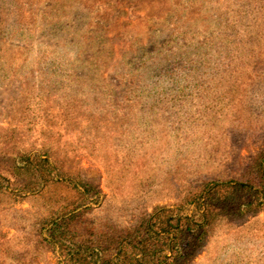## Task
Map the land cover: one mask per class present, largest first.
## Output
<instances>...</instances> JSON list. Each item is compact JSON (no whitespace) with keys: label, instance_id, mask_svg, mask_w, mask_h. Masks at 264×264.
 Instances as JSON below:
<instances>
[{"label":"rangeland","instance_id":"1","mask_svg":"<svg viewBox=\"0 0 264 264\" xmlns=\"http://www.w3.org/2000/svg\"><path fill=\"white\" fill-rule=\"evenodd\" d=\"M84 1L45 0L31 8L35 14L29 19L27 2H4L23 22L5 16L0 26V174L11 177L10 167L24 152L46 145L74 174L97 176L106 212L127 224L142 208L171 206L187 179L182 175L187 146L172 145L156 112L169 108L172 98L147 96L130 103L128 74L140 69L159 34L164 43L183 32L193 54L220 14L212 0H93L102 5L98 13L106 15L100 20L97 12L85 10ZM193 10L201 14L194 17ZM132 80L136 87L140 77ZM164 84L158 85L159 93ZM147 104L153 108L145 109ZM258 125L242 136L229 175L236 176L264 145ZM29 210L27 202L0 210V264H58L52 253L32 261L19 221ZM194 264H264V213L223 232Z\"/></svg>","mask_w":264,"mask_h":264},{"label":"trees","instance_id":"2","mask_svg":"<svg viewBox=\"0 0 264 264\" xmlns=\"http://www.w3.org/2000/svg\"><path fill=\"white\" fill-rule=\"evenodd\" d=\"M44 1L23 0L30 6L26 17L34 18L31 8ZM4 2L0 26L7 16L19 17ZM196 4L191 3L190 10ZM212 4L220 16L193 54L183 32L173 33L164 43L159 34L158 44L139 64L141 71L133 69L126 81L130 103L147 96L172 98L169 108L156 112L170 131L172 145L187 146L182 169L187 179L173 204L142 208L123 224L106 212L97 176L74 174L46 145L44 150L24 152L10 167L11 177L0 174V210L29 203L30 210L21 213L19 221L26 228L23 234L34 263L43 253H52L58 264H194L223 232L236 231L264 213V145L236 176L228 173L249 126L260 124L264 137V0ZM84 7L106 19L98 13L102 5L97 2L85 0ZM193 12L194 17L201 14ZM19 20L23 22L21 16ZM133 75L140 77L136 87ZM193 95L196 98L188 101ZM149 104L145 109L153 108ZM216 175L220 177H209Z\"/></svg>","mask_w":264,"mask_h":264}]
</instances>
